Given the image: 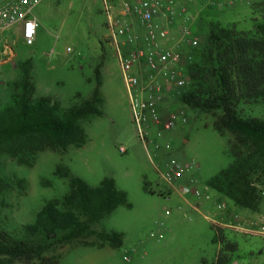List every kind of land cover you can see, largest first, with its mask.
I'll use <instances>...</instances> for the list:
<instances>
[{
  "label": "rangeland",
  "instance_id": "1",
  "mask_svg": "<svg viewBox=\"0 0 264 264\" xmlns=\"http://www.w3.org/2000/svg\"><path fill=\"white\" fill-rule=\"evenodd\" d=\"M171 8L170 36L159 40L162 45L178 39L184 24H190L199 36V49L211 23L264 39V31L256 26L264 24V0H217L214 5L204 0H175ZM34 14L38 27L32 45L24 44L12 31L3 34L14 42V56L0 64V102L8 101L26 79L34 86L33 98L49 96L62 111L87 99L99 82L101 114L80 121L86 136L82 146L44 148L31 165L0 151V231L21 236V228L34 222L45 203L67 193L68 179L56 172L61 166L91 186L111 178L126 201L93 225L95 231L121 232L120 246L111 247L105 239L86 233L43 254L58 259V264H264V236L223 230L225 242L234 249L224 251L222 261L219 250L224 243L213 241L214 202L221 196L208 187L207 180L232 160L228 152L231 136L220 135L212 126L220 111L193 109L178 96H169L165 105L176 114V123L158 138L159 151L153 143L145 149L132 122L118 59L108 41L102 0H43ZM196 48L186 45L183 50L191 53ZM238 110L243 116L264 118V101H242ZM154 132L151 128L149 137L154 138ZM171 159L186 167L185 180L179 179L173 187L158 172ZM195 177L196 186L208 191L211 199L192 198L199 210H189L179 189ZM258 179L256 209L229 203L231 209L264 221V176ZM0 264L27 263L0 255Z\"/></svg>",
  "mask_w": 264,
  "mask_h": 264
},
{
  "label": "trees",
  "instance_id": "2",
  "mask_svg": "<svg viewBox=\"0 0 264 264\" xmlns=\"http://www.w3.org/2000/svg\"><path fill=\"white\" fill-rule=\"evenodd\" d=\"M256 26L264 31V24ZM204 41L202 48L195 47L190 53L188 83L178 98L193 109L220 111L212 126L220 135L231 136L228 152L232 160L207 185L230 203L254 210L260 192L255 182L264 176V118L243 116L238 105L264 101V39L211 23ZM98 84L87 99L60 111L49 96L33 98L34 86L22 81L19 91L0 102V151L31 165L44 148L82 146L86 136L80 121L101 114ZM56 172L68 179L67 193L45 203L34 222L21 228V236L1 230L0 255L27 264H58V259L43 254L86 233L105 239L111 247L122 244L121 232L95 231L93 225L125 203V193L111 178L91 186L73 176L68 167L59 166ZM212 227L216 231L213 241L224 243L219 250L222 261L223 252L232 251L234 245L225 242L222 229ZM35 258L39 262H32Z\"/></svg>",
  "mask_w": 264,
  "mask_h": 264
},
{
  "label": "built area",
  "instance_id": "3",
  "mask_svg": "<svg viewBox=\"0 0 264 264\" xmlns=\"http://www.w3.org/2000/svg\"><path fill=\"white\" fill-rule=\"evenodd\" d=\"M42 1L0 0V64L10 61L14 56V42L10 37L3 36L4 32L12 31L24 44H33L38 27L34 8ZM174 1L102 0L107 18L108 41L114 48L122 72L132 122L145 149L149 143H153L156 151L161 148L158 138L176 123V114L169 110L165 102L169 96H178L188 83L186 64L192 55L183 48L186 45L195 48L200 43L199 36L190 24L181 26L180 36L171 45L159 42L170 36L173 14L171 5ZM204 1L211 5L217 2ZM185 6L186 2L182 3V12L186 10ZM183 121L186 122V119ZM151 128H155L154 138L149 137ZM165 146L168 148L169 145ZM120 151L124 152V147H120ZM186 166L191 167L190 164ZM185 168L177 160L171 159L158 172L160 178L173 187L184 176ZM196 181V177L190 179L189 183L179 189L189 210H199V203L191 198L211 199L208 191H202L196 186ZM214 209L219 214L217 219L211 221L214 227L264 236L263 220L231 209L226 199L215 200ZM151 236L155 234L151 233ZM124 259H128V256H124Z\"/></svg>",
  "mask_w": 264,
  "mask_h": 264
},
{
  "label": "crops",
  "instance_id": "4",
  "mask_svg": "<svg viewBox=\"0 0 264 264\" xmlns=\"http://www.w3.org/2000/svg\"><path fill=\"white\" fill-rule=\"evenodd\" d=\"M196 5H197V3L194 4V6H196ZM185 177H186V176H183L180 180H185ZM220 196H221V195H220ZM221 198H222V196H221ZM191 200H192V198H191ZM216 200H217V199H216ZM193 201H194V200H193ZM196 202H197V201H196ZM205 203H206L207 205L205 204L204 206H208L209 202H205ZM216 215L219 216L218 213H217Z\"/></svg>",
  "mask_w": 264,
  "mask_h": 264
}]
</instances>
